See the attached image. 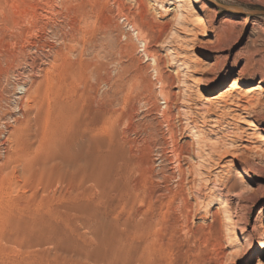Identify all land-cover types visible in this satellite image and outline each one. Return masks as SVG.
Returning <instances> with one entry per match:
<instances>
[{
    "label": "rangeland",
    "instance_id": "1",
    "mask_svg": "<svg viewBox=\"0 0 264 264\" xmlns=\"http://www.w3.org/2000/svg\"><path fill=\"white\" fill-rule=\"evenodd\" d=\"M140 1L0 0V264H264V0Z\"/></svg>",
    "mask_w": 264,
    "mask_h": 264
},
{
    "label": "bare ground",
    "instance_id": "2",
    "mask_svg": "<svg viewBox=\"0 0 264 264\" xmlns=\"http://www.w3.org/2000/svg\"><path fill=\"white\" fill-rule=\"evenodd\" d=\"M34 1V0H33ZM80 0H65V3H66V5H68V6H70V10L71 9H73L74 8V3H76V2H79ZM82 1H84V0H81V2ZM89 1V0H88ZM108 1V0H107ZM114 3H115V5L117 6V7H120V8H123L121 5H120V1L121 0H112ZM123 1V0H122ZM143 1V0H142ZM142 1H140V5L139 6H143V2ZM37 2L38 3H44L45 4V9L44 10H42L39 14H37V12H35V14H37V15H35L33 18H32V22L34 21V22H38L39 21V19H47V20H49V21H51V18H52V16H53V8H54V6H55V3H56V0H37ZM79 3L78 5L79 6H81L79 9H81L82 10V3ZM86 2V1H85ZM138 3H139V1H137ZM136 2V3H137ZM34 3V2H33ZM84 3V2H83ZM125 3V2H124ZM111 4V3H110ZM177 4H178V7H180V11L177 13V14H175L174 15V21L176 22V23H184L185 21H187L188 20V18L189 17H191V15H197L198 13H197V8H196V5H195V2L193 1V0H177ZM31 6L33 5V4H30ZM40 5V4H39ZM95 5H96V3H95ZM107 5V4H106ZM120 5V6H119ZM84 6H85V3H84ZM86 6H87V4H86ZM40 7H42V6H40ZM71 7H73V8H71ZM76 7V6H75ZM78 7V6H77ZM127 7V6H126ZM146 7V6H145ZM32 8H33V6H32ZM65 8V7H64ZM88 8V6L86 7V9ZM92 8V7H91ZM98 8V6L96 7V9ZM100 8V7H99ZM98 8V9H99ZM125 8V7H124ZM123 8V9H124ZM37 9V8H36ZM67 9V8H66ZM75 9V8H74ZM79 9L77 10L78 11V13H82L81 12V10H80V12H79ZM83 9H85L84 7H83ZM113 9V8H112ZM119 9V8H118ZM126 9V8H125ZM32 10H35V7H34V9H31V11ZM39 10V9H38ZM76 10H74L75 12H76ZM88 10V9H87ZM90 10V9H89ZM88 10V11H89ZM93 11H94V9H92ZM99 10H101V9H99ZM138 10H141V9H138ZM35 11H37V10H35ZM86 11V10H85ZM97 12H98V10H96ZM137 11V10H136ZM69 12V11H68ZM71 12H72V10H71ZM84 12V11H83ZM92 12V11H91ZM84 12L83 14H82V17L79 15V17H81V19H79L80 21H86L87 23L90 21V20H92V19H94L93 17H94V15L96 14V13H94V12ZM73 13V12H72ZM94 13V14H93ZM99 13V12H98ZM145 13V12H144ZM32 14H34V13H32ZM69 14V13H68ZM74 14H76V13H74ZM128 14V13H127ZM126 14V15H127ZM60 15V14H59ZM71 14H69V17H71L70 16ZM77 15V16H78ZM143 15V14H142ZM146 15V14H145ZM97 16V15H96ZM74 17V16H73ZM79 17H77V18H79ZM101 17V16H100ZM141 17V16H140ZM146 17V16H145ZM61 19V18H60ZM146 19V18H145ZM26 21V20H25ZM44 22V21H43ZM46 22V21H45ZM48 22V21H47ZM83 22V23H84ZM169 21H167V23H168ZM82 23V22H81ZM170 23V22H169ZM30 24H32L31 22H30ZM38 24H40V23H38ZM62 24V23H61ZM85 24V23H84ZM93 24H95V23H93ZM133 24V23H132ZM185 24V23H184ZM33 25H37V24H35V23H33ZM33 25H32V27H33ZM43 25V24H42ZM77 25V24H76ZM130 25V24H129ZM162 25V24H161ZM67 26V25H66ZM69 26V25H68ZM182 26V25H181ZM37 27H38V25H37ZM168 27V26H167ZM72 28V27H71ZM37 30H38V28H36ZM62 29V28H61ZM130 29H131V31H132V33H133V35L134 36H136V38L139 40V42H140V44H141V46H142V48L144 49V54H146V56H147V58H148V53H147V49L149 48V46H147V43L145 42V41H142V40H140V31H139V29L136 27V26H134V25H131L130 26ZM74 30V29H73ZM32 36L34 37L35 36V34H36V31L35 30H33L32 29ZM39 32V31H38ZM43 32V31H42ZM82 32V31H81ZM162 32V31H161ZM68 33V32H67ZM77 33V32H76ZM38 34V33H37ZM39 36V35H38ZM78 36V35H77ZM80 36H81V34H80ZM88 36V35H87ZM125 36V35H124ZM160 36V35H159ZM30 38V37H29ZM35 38H37V37H35ZM83 38H84V36H83ZM68 39V38H67ZM83 40V39H82ZM144 40V39H143ZM38 42V41H37ZM68 42V41H67ZM39 43V42H38ZM31 44V43H30ZM37 44V43H36ZM149 45V44H148ZM77 46V45H76ZM35 47H37V46H35ZM50 47V46H49ZM141 48V49H142ZM49 50V49H48ZM81 50V49H80ZM60 51V50H59ZM148 51H150L149 49H148ZM70 52V51H69ZM153 52V51H152ZM152 54V53H151ZM53 55V54H52ZM63 55V54H62ZM85 60V59H84ZM93 60V59H92ZM95 60V59H94ZM150 60V59H149ZM151 60H153L154 61V59H152L151 58ZM87 62V61H86ZM97 62V61H96ZM33 67V66H32ZM75 68H76V66H75ZM88 69V68H87ZM91 69V68H90ZM89 69V70H90ZM92 71V70H91ZM36 73V72H35ZM37 75V74H36ZM40 80V79H39ZM162 83V82H161ZM27 84H21V85H19V89L21 90V91H25L26 92V90H27V86H26ZM37 85V84H36ZM241 85V82L238 80V79H235L234 81H233V83L230 85V87H228V88H226V89H222L221 91H219L218 93H217V95H214V96H211V97H209L208 98V103L207 104H209V106L210 105H215L216 103H218L219 101H221V100H223L227 95H229V94H231V93H235L238 89H239V86ZM262 90V87H261V84H259L258 85V87H255L254 89H252L251 91H249V94L250 95H253L254 94V92L255 91H259V90ZM24 92V93H25ZM239 94V93H238ZM260 94V93H259ZM246 95H248V94H246ZM231 96V95H230ZM264 96V95H263ZM260 97H261V95H260ZM247 100H249V102H250V104H252L253 103V100H254V98H253V96L252 97H247L246 98ZM27 100V99H26ZM260 101V100H259ZM258 101V102H259ZM263 101V100H262ZM26 102V101H25ZM228 102V101H227ZM236 102V101H235ZM238 102V101H237ZM244 102V101H243ZM246 102H248V101H246ZM241 103V102H240ZM239 103V104H240ZM206 104V105H207ZM231 105V104H230ZM231 106H233V104L231 105ZM237 106H239L238 104L237 105H235V107H237ZM250 106V105H249ZM240 107V106H239ZM242 107V106H241ZM253 107V106H252ZM210 108V107H209ZM223 108V107H222ZM245 108L248 110V108L249 107H246V105H245ZM207 109V108H206ZM237 109V108H236ZM245 109V110H246ZM238 110V109H237ZM241 110V109H240ZM22 111V110H21ZM205 112V111H204ZM247 112V111H246ZM251 113V112H250ZM253 113V112H252ZM21 115V114H20ZM164 115V114H163ZM235 116V115H234ZM163 118H165V116L163 117ZM214 121V120H213ZM215 122V121H214ZM167 123H168V121H167ZM214 126H215V124H214ZM214 128V127H213ZM240 131V130H239ZM245 133V132H244ZM199 145V144H198ZM214 145H217V144H214ZM214 145H212V146H214ZM219 145V144H218ZM215 147V146H214ZM219 147V146H218ZM217 147V148H218ZM173 153V152H172ZM174 155V154H173ZM172 155V156H173ZM176 155V154H175ZM175 157H177V155L175 156ZM180 160V159H179ZM181 161V160H180ZM161 163V162H160ZM176 163V162H175ZM176 168L180 171V169H181V164H176ZM223 168V167H222ZM173 172V171H172ZM229 199V198H228ZM127 202V201H126ZM226 202V201H225ZM222 202H220V204H221ZM125 204V203H124ZM229 205V204H228ZM236 207V206H235ZM242 207V206H241ZM244 208V207H243ZM221 212V211H220ZM225 212V211H224ZM140 213V212H139ZM222 213V212H221ZM228 213H229V211H228ZM240 213H241V211H240ZM223 216V215H222ZM226 216V215H225ZM227 217H229V216H227ZM146 220V219H145ZM186 220V219H185ZM142 224V223H141ZM148 224V223H147ZM151 225V224H150ZM153 225V224H152ZM152 225L151 226H149V224L147 225V226H149L150 228L152 227ZM156 225V224H155ZM154 225V226H155ZM145 227V226H142L143 227V229L144 230H146V228H148V227ZM139 227V226H138ZM145 227V228H144ZM182 227H184V226H182ZM128 228V227H127ZM137 228V227H136ZM118 229V228H117ZM137 230V229H136ZM139 230V229H138ZM140 230H141V232H142V228H141V226H140ZM149 230L150 229H148V231H145V233H147V232H149ZM153 230H154V228H153ZM130 231V230H129ZM134 232V231H133ZM140 232V233H141ZM144 232V231H143ZM151 232V231H150ZM192 233V232H191ZM126 234V233H125ZM130 234V233H129ZM151 234V233H150ZM143 235V234H142ZM145 235V234H144ZM114 236V235H113ZM139 237H142V236H140V235H138ZM115 238H116V236H115ZM123 240V239H122ZM114 241V240H113ZM157 241V240H156ZM123 243V242H122ZM128 243V242H127ZM136 243V242H135ZM151 243V242H150ZM154 243V242H153ZM118 245V244H117ZM132 245V244H131ZM146 246V245H145ZM151 246V245H150ZM239 246H241V245H239ZM159 247V246H158ZM145 248V247H144ZM147 248V247H146ZM244 248V252L243 253H247V252H249L250 251V246H248V245H246V246H244L243 247ZM126 249V248H125ZM149 249V248H148ZM154 249V248H153ZM145 253V252H144ZM194 254V253H193ZM226 255V254H225ZM143 256V255H142ZM147 256H148V254H147ZM153 256V255H152ZM188 256V255H187ZM140 257H141V255H140ZM149 257V256H148ZM230 257V256H229ZM127 258V257H126ZM156 259V258H155ZM194 259V258H193ZM227 259V258H226ZM132 261V260H131ZM146 263V261L144 262V264ZM153 263V262H152ZM137 264H138V262H137ZM141 264H143V263H141Z\"/></svg>",
    "mask_w": 264,
    "mask_h": 264
}]
</instances>
